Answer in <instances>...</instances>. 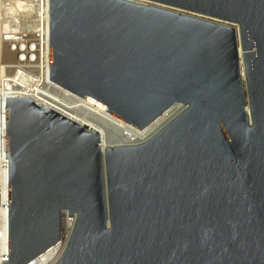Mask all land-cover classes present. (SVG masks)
Here are the masks:
<instances>
[{
	"label": "water",
	"instance_id": "1",
	"mask_svg": "<svg viewBox=\"0 0 264 264\" xmlns=\"http://www.w3.org/2000/svg\"><path fill=\"white\" fill-rule=\"evenodd\" d=\"M50 80L141 130L181 109L104 154L95 129L6 97L2 264L58 243L64 211L54 264H264V0H50Z\"/></svg>",
	"mask_w": 264,
	"mask_h": 264
},
{
	"label": "built area",
	"instance_id": "2",
	"mask_svg": "<svg viewBox=\"0 0 264 264\" xmlns=\"http://www.w3.org/2000/svg\"><path fill=\"white\" fill-rule=\"evenodd\" d=\"M20 75L29 76L38 87L51 88L47 82L50 80V0H0V140L6 138V97H28L12 89ZM51 90L54 91L53 86ZM6 166L9 169L0 143V175ZM48 250L29 264H53L44 256ZM2 260H9V190L6 199L4 195L1 197L0 188V264Z\"/></svg>",
	"mask_w": 264,
	"mask_h": 264
},
{
	"label": "bare ground",
	"instance_id": "3",
	"mask_svg": "<svg viewBox=\"0 0 264 264\" xmlns=\"http://www.w3.org/2000/svg\"><path fill=\"white\" fill-rule=\"evenodd\" d=\"M141 1V0H135ZM238 29V26H235ZM2 61L5 58L2 57ZM242 71L244 73L243 54ZM48 86L38 87L35 83L31 82L29 76L20 75L18 80L14 83L12 88L18 94H24L33 98L40 104L56 111L62 116L68 118L76 124L84 126L88 125L87 129H95L100 133V142L102 152L105 154L106 147H114L118 144H133L147 140L155 134L166 122H168L174 115L181 109L180 104H175L168 107L160 115H158L151 124L144 129H139L132 124L124 121L123 119L109 113L103 108L95 105L94 103L78 96L74 92L66 89L65 87L57 84L54 81H47ZM52 86L54 91L51 90ZM56 91V92H55ZM5 153H6V138L0 140ZM9 169L6 166L1 170V197L3 195L8 198L9 185L7 182ZM3 176L5 180L3 181ZM77 215L74 214L69 217V213L64 211L61 218V240L53 245L44 256L49 257L54 264L64 252L69 239L73 233L76 224ZM47 262H44L46 264Z\"/></svg>",
	"mask_w": 264,
	"mask_h": 264
}]
</instances>
